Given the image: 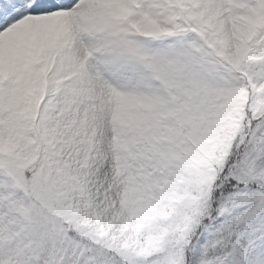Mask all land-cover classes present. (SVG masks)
Here are the masks:
<instances>
[{
	"label": "snow or ice",
	"instance_id": "snow-or-ice-1",
	"mask_svg": "<svg viewBox=\"0 0 264 264\" xmlns=\"http://www.w3.org/2000/svg\"><path fill=\"white\" fill-rule=\"evenodd\" d=\"M0 264H264V0H0Z\"/></svg>",
	"mask_w": 264,
	"mask_h": 264
}]
</instances>
